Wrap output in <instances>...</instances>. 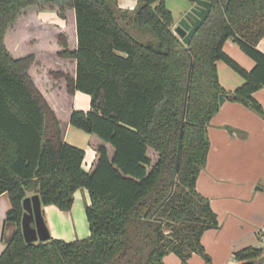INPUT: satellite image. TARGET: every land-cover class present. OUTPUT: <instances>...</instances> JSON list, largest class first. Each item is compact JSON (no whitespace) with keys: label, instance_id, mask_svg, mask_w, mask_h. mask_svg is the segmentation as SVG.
I'll return each instance as SVG.
<instances>
[{"label":"trees","instance_id":"trees-1","mask_svg":"<svg viewBox=\"0 0 264 264\" xmlns=\"http://www.w3.org/2000/svg\"><path fill=\"white\" fill-rule=\"evenodd\" d=\"M207 1L206 16L184 43L164 0H138L132 11L116 0H0V194L10 201L3 239L6 224L15 225L0 264H163L170 252L181 264L193 253L209 259L200 239L218 222L195 186L209 146L207 123L220 94L262 113L253 93L264 86V52L257 48L264 0ZM46 4L75 12L77 48L69 50L61 35L58 52L75 59V76L49 72L65 78L69 92L90 96V109L74 110L70 123L114 149L109 158L101 145L90 172L82 168L84 150L64 141L27 72L33 55L13 58L3 42L22 9ZM134 25L149 30L157 44L139 41L128 31ZM227 40L255 61L251 69L223 50ZM218 60L243 78L231 91L219 83ZM34 180L41 205L62 211L70 210L75 190L87 189L88 237L25 242L22 201ZM263 253V246H248L233 256L239 264H264Z\"/></svg>","mask_w":264,"mask_h":264},{"label":"crops","instance_id":"crops-1","mask_svg":"<svg viewBox=\"0 0 264 264\" xmlns=\"http://www.w3.org/2000/svg\"><path fill=\"white\" fill-rule=\"evenodd\" d=\"M137 1L116 0L120 9L129 11L134 9ZM190 6L191 1L176 16L171 12L174 24ZM61 35L69 50L77 48L73 8L61 11L56 5H32L21 10L7 27L3 42L13 58L33 55L27 72L58 119L64 141L84 150L82 168L90 172L96 165L97 150L101 145L106 147L109 158L114 149L95 134L70 123L74 110L90 109V96L79 90L69 92L65 78L56 79L49 73L59 69L75 76V59L58 55L63 48L59 42ZM257 48L264 52V36L258 41ZM223 50L246 70L255 64L231 40L225 42ZM216 65L219 83L226 91L243 82V78L225 62L218 60ZM253 96L262 106V113L225 99L207 123L209 146L195 186L209 200L218 226L206 229L201 235L200 241L209 259L193 253L187 264H239L233 256L235 251L248 246L264 248L259 239V233L264 230V86ZM147 154L154 162V149L148 147ZM89 202L87 189L78 188L68 211L55 205H42L50 236L65 241L88 237L85 206ZM9 206L7 193L0 194V254L5 247L4 240L15 228L13 223H7L3 239V224ZM260 259L264 263V253ZM163 264H181V259L170 252L163 257Z\"/></svg>","mask_w":264,"mask_h":264},{"label":"water","instance_id":"water-1","mask_svg":"<svg viewBox=\"0 0 264 264\" xmlns=\"http://www.w3.org/2000/svg\"><path fill=\"white\" fill-rule=\"evenodd\" d=\"M191 6L179 18L173 32L186 43L191 34L206 16L209 9L207 0H190ZM226 96L219 95V104L223 103ZM41 201L37 193V180H34L33 193L26 196L22 201L23 214L21 219V229L25 242L33 243L46 241L50 234L43 219Z\"/></svg>","mask_w":264,"mask_h":264},{"label":"rangeland","instance_id":"rangeland-1","mask_svg":"<svg viewBox=\"0 0 264 264\" xmlns=\"http://www.w3.org/2000/svg\"><path fill=\"white\" fill-rule=\"evenodd\" d=\"M190 3L189 0H165V5L166 7L176 16L179 14V12L185 8L188 4ZM32 6V5H31ZM29 7V6H28ZM27 8V7H26ZM24 8V9H26ZM23 10V9H22ZM125 23V22H123ZM177 23V22H176ZM175 23V24H176ZM175 24L173 23L172 25V30L173 27L175 26ZM128 31L135 36L139 41H141L142 43L145 44H149V43H154V45L157 44L156 39L153 37V35L151 34V32L147 29H143L138 27L137 25H134L133 27H129ZM150 41V42H149ZM233 70V69H232ZM236 72V71H235ZM28 195H31V192L28 193ZM43 215V214H42ZM45 223L46 220L43 217ZM47 226V223H46Z\"/></svg>","mask_w":264,"mask_h":264},{"label":"built area","instance_id":"built-area-1","mask_svg":"<svg viewBox=\"0 0 264 264\" xmlns=\"http://www.w3.org/2000/svg\"><path fill=\"white\" fill-rule=\"evenodd\" d=\"M259 239L264 243V230L259 233Z\"/></svg>","mask_w":264,"mask_h":264}]
</instances>
